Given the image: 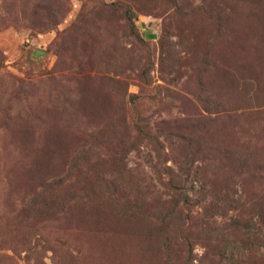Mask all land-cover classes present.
Returning <instances> with one entry per match:
<instances>
[{"label":"rangeland","instance_id":"rangeland-1","mask_svg":"<svg viewBox=\"0 0 264 264\" xmlns=\"http://www.w3.org/2000/svg\"><path fill=\"white\" fill-rule=\"evenodd\" d=\"M0 264H264V0H0Z\"/></svg>","mask_w":264,"mask_h":264},{"label":"trees","instance_id":"trees-1","mask_svg":"<svg viewBox=\"0 0 264 264\" xmlns=\"http://www.w3.org/2000/svg\"><path fill=\"white\" fill-rule=\"evenodd\" d=\"M184 199H185L186 201L189 200V199L186 198V196L184 197Z\"/></svg>","mask_w":264,"mask_h":264}]
</instances>
